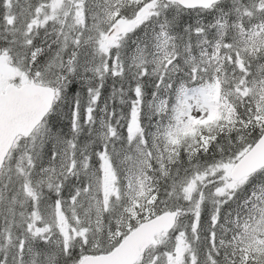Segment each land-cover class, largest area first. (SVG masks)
<instances>
[{
  "label": "snow or ice",
  "instance_id": "6c2138e0",
  "mask_svg": "<svg viewBox=\"0 0 264 264\" xmlns=\"http://www.w3.org/2000/svg\"><path fill=\"white\" fill-rule=\"evenodd\" d=\"M0 264H264V0H0Z\"/></svg>",
  "mask_w": 264,
  "mask_h": 264
}]
</instances>
